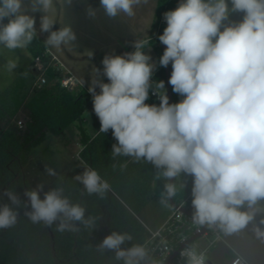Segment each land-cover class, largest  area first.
<instances>
[{"label":"clouds","instance_id":"1","mask_svg":"<svg viewBox=\"0 0 264 264\" xmlns=\"http://www.w3.org/2000/svg\"><path fill=\"white\" fill-rule=\"evenodd\" d=\"M66 7L72 0H64ZM149 0H100L109 18L136 15L135 9ZM54 0H0V46L8 50L26 49L38 36L47 33L45 44L60 47L75 42L70 25L55 29L47 13ZM231 13H243L231 22ZM87 14L96 15L89 7ZM167 27L159 36L166 45L159 66L172 65L168 83L180 94L179 103H169L164 81L153 82L157 64L144 51L149 40H136L135 51L105 55L103 69L95 68L96 78L88 91L101 133L112 130L117 143L111 156L145 160L159 170L164 191L161 204L177 193L172 182L181 174L192 177V220L198 225L216 226L231 235L245 228L258 211H264V0H180L175 10L163 14ZM7 21V22H5ZM227 22V23H226ZM55 29V30H54ZM17 63L9 61V71ZM102 77L109 81L104 83ZM99 88V93L96 89ZM159 105L146 104L149 92ZM49 176L57 173L46 169ZM89 194L102 195L110 185L93 168L74 177ZM185 187L184 184L180 185ZM11 205L21 200L11 189L3 193ZM25 214L33 223L57 224L58 231H75L76 222L92 226L86 208L72 203L61 186L45 191L43 183L26 190ZM173 207V206H172ZM17 211L0 205V228L15 225ZM264 224V219L260 221ZM258 236L264 231L254 225ZM127 232L113 231L99 244L113 250L122 264H144L147 243L131 242ZM185 264H206L207 257L195 248L183 250ZM151 264H158L151 261Z\"/></svg>","mask_w":264,"mask_h":264},{"label":"trees","instance_id":"2","mask_svg":"<svg viewBox=\"0 0 264 264\" xmlns=\"http://www.w3.org/2000/svg\"><path fill=\"white\" fill-rule=\"evenodd\" d=\"M176 2L177 0H159L156 13L158 14L160 7L164 13L173 10ZM153 25L155 26V23ZM165 26L162 25L158 30V37L163 34ZM28 49L35 58L39 55L43 56V59L47 57V45L39 36L33 40ZM45 75L46 95L51 97V106L47 111L40 110L34 113L35 124L44 128L37 135L38 128L34 130L32 128L25 131L22 138L18 133L22 130L19 129L17 122H12L16 111L25 103L27 93L32 87L31 83H34L37 77L36 73H33L34 80L26 85L24 93L7 89L0 91V192L3 190L0 193V205L9 204L17 211L15 225L0 228V264H122V261L115 260L113 250L100 249L99 244L113 231L127 232L133 236V240L126 242L122 247H131L134 243L142 244L149 230L139 220L137 214L150 197L161 195L165 181L163 178L162 182L156 180L159 170L151 163L124 156H121V161L124 162L121 175L124 176L125 183L111 181L109 171L115 166L109 160V154L112 145L117 143L111 129L107 133H99L91 138L85 136L84 145L78 153L74 167L65 176L61 175L59 182L45 189L47 191L58 186L63 187L64 195L72 203H79L86 208V218L90 217L94 220L92 226L76 222L75 231L61 232L57 230L59 221L51 226L43 222L33 223L25 214L30 211V206H27V198L24 195L19 196L21 200L19 207L11 205L8 198L3 197L2 193L6 190L11 189L17 192L16 185L24 184L23 152L29 147L42 143L46 131L59 134L66 125L79 118L91 102L92 96L84 88L69 89L61 85L60 79L63 75L60 70L56 71L50 66ZM153 80L154 82L164 81L167 93L164 67L153 74ZM172 93L173 101L176 103V93L173 90ZM38 102L37 99L30 102L33 110L38 106ZM145 103L158 106L160 101L151 94L150 90L149 99ZM84 165L95 169L109 183V189L102 195H89L84 190V186L74 180L76 175L83 173ZM119 167L116 166V168ZM188 178L189 181L184 184L185 187L177 186L174 201H179L191 191L192 177L188 176ZM106 203L107 210L104 208ZM105 210L110 216L111 229L108 234L104 232L101 221Z\"/></svg>","mask_w":264,"mask_h":264},{"label":"rangeland","instance_id":"3","mask_svg":"<svg viewBox=\"0 0 264 264\" xmlns=\"http://www.w3.org/2000/svg\"><path fill=\"white\" fill-rule=\"evenodd\" d=\"M158 2L159 0H149L146 5L137 7L135 9L136 15L132 18H128L123 14L116 18H109L100 7V0H72L71 5L68 7H66L64 0H54L53 8L49 10L47 15L56 22L55 29L70 25L76 34V41L63 44L60 47L47 46L52 56L57 58L58 61L38 60L29 51L28 47L26 49L8 50L0 46V91L7 89L11 91L16 90V92L22 91L24 93L26 85L34 80L31 68H42L40 70L47 72L51 63L53 64L52 68L56 71L66 68V71L74 74L79 83L88 90L91 80L96 78L95 68H99L101 71L103 69L102 59L105 55H122L126 52L135 51L132 44L136 41L134 38L140 32L138 31V27L141 28V34H145L143 38L149 37L147 38L149 40V47L144 51L152 57V61L158 67L159 59L163 53L162 43L157 38V28L161 26L160 20L164 14L162 7L159 8L158 14L156 13ZM89 7L96 9L94 17H90L87 14ZM34 15L38 36L45 42L48 34L39 31L42 13L38 12ZM242 18L243 13L230 14L231 22H239ZM153 23H155V26H152ZM9 61L17 63V67L13 71H9L7 68ZM58 64L59 66H57ZM169 69L171 76L173 71L171 63L169 64ZM60 71L65 76L66 71ZM37 73L38 79L41 71H37ZM102 79L104 83L109 82L106 77H102ZM34 84L35 82L32 83V87L28 93L26 90L27 98L25 99V103L16 111L15 116L12 117V122H17V125L19 120L23 122L21 126L18 125L19 129L22 130L18 132L22 138H24L25 131L32 130V128L33 130L38 128L36 135L44 130L43 127L35 124L36 118H34V113L40 110L47 111L51 106V97L46 95L47 87H36ZM96 91L99 93V88ZM175 97L176 103H178L181 95L176 93ZM34 99H37L39 102L38 106L33 110L30 102ZM26 115H29V118ZM95 117L91 99L89 106L79 118L66 125L59 134L46 131L42 143L29 147L24 151L25 164L22 168L24 184H17V192L15 193L20 196L24 195L26 190L34 188L37 184L43 183L45 189H47L53 183L59 182L60 176H65L74 167L81 149V143L82 146L84 145V141L82 142L84 134H91L93 132L92 124L95 121ZM20 153L22 154V152ZM47 168L53 169L57 175L49 176L46 171ZM161 180L163 179H159L160 182H162ZM188 181V176L181 174L180 177L176 178L175 183L179 186V184ZM3 197L7 198L6 196ZM260 204L264 205V201H261ZM104 208L108 209L107 203ZM106 210L101 217V221L104 232L108 234L111 227L109 226L110 216ZM167 210L172 211L171 205L169 203L166 205L161 204L160 199L154 197L148 200L144 209L140 210L138 216L148 217L151 223L154 224L160 221L165 212H168ZM262 219H264V211H258L253 220L245 228L232 233V236L234 235V239L247 250L255 251L257 249L256 254L264 262V237L258 236L254 230L255 225L264 231V224L260 223ZM221 241L222 239L218 240L217 243ZM207 243L206 239L202 236L197 239V244L199 245L205 246ZM172 264H185V260H175Z\"/></svg>","mask_w":264,"mask_h":264},{"label":"built area","instance_id":"4","mask_svg":"<svg viewBox=\"0 0 264 264\" xmlns=\"http://www.w3.org/2000/svg\"><path fill=\"white\" fill-rule=\"evenodd\" d=\"M160 25H166L163 17L160 20ZM36 58L38 60H42L43 56L39 55ZM45 59L58 61L57 58H54V56H52L49 49H47V57H45ZM52 65L53 64L51 63L50 66ZM57 66H59V64ZM61 66L63 65L61 64ZM40 69L42 68L37 69L38 71H41V75L35 81L34 86L36 87H41L47 82L45 71H42ZM59 70L66 71L67 69L64 68ZM151 79L152 81H154L153 78ZM60 81L61 85L65 88H82V85L79 83V80L76 78V76L69 71H66L65 76H62ZM156 98L159 99L158 96H156ZM22 124L23 122L19 120L18 125L21 126ZM192 198L193 197L190 191L179 201H175L176 205L172 207L170 215L163 222V224L154 231L149 230V234L146 240L143 242L147 243V247L149 250L148 260L145 261L144 264H151V261L153 260L157 261L158 264H166V262L174 252H177V254L172 259L170 264H172V262H174L175 260H185V258L182 257L180 253L183 250L189 248H195L198 252H203L207 256L209 250L217 244L218 240L222 239V231L218 227L198 225L193 222L192 216L194 209L191 204ZM195 235L198 236L191 240V238ZM201 236L204 237L208 242L205 246L197 244V239ZM229 264H247V262L242 256L236 255Z\"/></svg>","mask_w":264,"mask_h":264},{"label":"crops","instance_id":"5","mask_svg":"<svg viewBox=\"0 0 264 264\" xmlns=\"http://www.w3.org/2000/svg\"><path fill=\"white\" fill-rule=\"evenodd\" d=\"M159 4V2H158ZM158 6V5H157ZM158 8V7H157ZM157 11V10H156ZM154 24V23H153ZM152 24V26H153ZM162 26V25H161ZM160 26V27H161ZM137 29V28H136ZM158 30L159 28H157V35H158ZM138 34L136 35V37L134 38V40H147V38L149 37H146V38H143V36L145 35H142L141 34V28L138 27ZM40 37V36H39ZM41 38V37H40ZM143 38V39H142ZM157 38H159L157 36ZM131 39V38H130ZM129 41V39H127ZM127 41V42H128ZM163 53V52H162ZM161 68V66H158L156 71L154 72V74ZM32 72L33 73H36V75L38 74L37 73V69L35 68H31ZM38 76V75H37ZM37 80V77L34 81ZM32 84V83H31ZM43 87H45V85H42ZM82 88H84L85 90H87L83 85H82ZM88 91V90H87ZM183 97H181L179 100H178V103L181 101ZM176 99V97H175ZM176 101V100H175ZM26 114V113H25ZM28 118H29V115H26ZM93 132L90 134V133H86L84 134L83 138L85 136L87 137H94L95 135L101 133L99 132L100 130V121L98 119V117L96 116L95 117V121H93ZM83 142V140H82ZM81 146H82V143H81ZM80 146V148L82 149V147ZM110 148V147H109ZM80 149V150H81ZM111 148H110V157H109V160L111 161V163L115 166L114 169L110 170L109 173H111L110 175V180L111 181H115L116 183H119V184H124L125 182H123L124 180V176L121 175V169H123L124 167V162H122L121 160V156L119 157H116L115 159L112 158L111 156ZM116 166H120L119 168H116ZM188 183V182H186ZM186 183H181V184H186ZM179 184V185H181ZM116 195V194H115ZM161 196V195H160ZM160 196L158 195H154L150 198H159L160 199ZM150 200V199H149ZM169 203V202H167ZM172 207V206H171ZM144 209V207H143ZM168 212H165L164 216L160 219V221L158 223H154L152 224L151 221H150V218L148 217H139L138 214H137V217H139L140 221L145 225V227L148 229V230H156L158 229L162 224L163 222L168 218V216L170 215V211L167 210ZM222 241L217 243L215 246H213L209 252L207 253V264H229L230 261L236 256V255H240L242 256L247 264H264V262H262V260L258 257V255L256 254L257 252V249L255 251H249L247 250L245 247H243L242 245H240L235 239H234V235L232 236L231 235H226L224 233H222ZM261 251V250H260ZM264 261V260H263Z\"/></svg>","mask_w":264,"mask_h":264},{"label":"water","instance_id":"6","mask_svg":"<svg viewBox=\"0 0 264 264\" xmlns=\"http://www.w3.org/2000/svg\"><path fill=\"white\" fill-rule=\"evenodd\" d=\"M179 3H180V0H177V2H176V4H175L173 10H175V8L178 6ZM166 27H167V25H166ZM165 49H166V45H163V44H162V52H164ZM164 70H165V77H166V90H167V95H168V97H169V103L172 104V103H174V101H173L172 87H171V85L168 83V81L170 80V69H169V65H168L167 67H164ZM172 182H175V180L172 181ZM168 202H169V204H170L171 206H175V205H176V203H175L173 197H172L171 199H169ZM203 230H204V228H203ZM198 235H200V234H198ZM198 235L193 236V237L191 238V240L194 239V238H196ZM176 254H177V252H174L173 255H172V256L169 258V260L166 262V264H170V262L172 261V259L175 257Z\"/></svg>","mask_w":264,"mask_h":264}]
</instances>
